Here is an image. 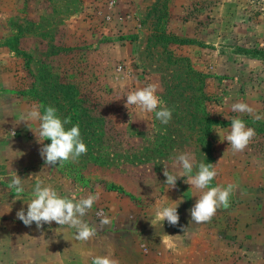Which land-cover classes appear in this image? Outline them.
<instances>
[{
	"label": "rangeland",
	"instance_id": "1",
	"mask_svg": "<svg viewBox=\"0 0 264 264\" xmlns=\"http://www.w3.org/2000/svg\"><path fill=\"white\" fill-rule=\"evenodd\" d=\"M148 84L172 110L167 125L130 117L120 99ZM236 102L252 113L232 112ZM38 105L79 123L87 154L46 166L37 124L19 122ZM237 116L255 136L234 154L216 131ZM182 152L216 163L214 186L237 185L210 222H190L200 192L183 178L163 185ZM15 173L26 179L20 197L7 187ZM37 179L69 198L99 193L84 217L97 235L80 242L66 226L17 219ZM173 201L179 224L154 227V209ZM89 253L119 264H264V0H0V264H91Z\"/></svg>",
	"mask_w": 264,
	"mask_h": 264
},
{
	"label": "clouds",
	"instance_id": "2",
	"mask_svg": "<svg viewBox=\"0 0 264 264\" xmlns=\"http://www.w3.org/2000/svg\"><path fill=\"white\" fill-rule=\"evenodd\" d=\"M158 93L156 84H148L142 88L129 91L126 95L125 108L128 109L131 117V110L135 109L139 120H144L148 114H154L155 119L161 124L167 125L172 118V110L164 106ZM43 108V112L40 109ZM231 111L236 113H252L253 109L244 102H236L231 105ZM227 118V117H226ZM26 122L28 126L37 124L33 130L37 137V142L42 145L40 155L44 159L46 166H63L66 162H77L82 155L87 154L88 147L84 142L79 123L73 124L72 117H61L58 109L54 106L38 105L34 106L26 114H21L19 122ZM71 125L70 127H68ZM216 131V130H215ZM221 142H228V149L234 154L243 152L255 136V130L248 127L240 117H233L230 128L223 136L216 131ZM13 135L15 133L13 132ZM45 140H50V144H44ZM226 150V151H227ZM216 164V163H215ZM215 164L196 163L191 152H182L174 158L172 168L178 169L176 172L169 170V166H164L163 175L166 180L163 185L167 189L176 187L177 180L183 178L184 182L200 192L195 204L189 209L191 223L201 224L210 222L221 207H230V198L237 189L235 184L226 186L213 185V181L218 175ZM25 180L16 173L11 177L7 187L14 192L16 197H20L25 192ZM100 194H89L86 197L75 199L68 196H61L51 185H45L39 179L36 180L27 203V211L21 208L16 217L25 226L35 223L37 229H42L44 224L55 222L59 228L67 227L74 229L75 239L80 242H87L97 235V228L85 221L84 217L92 210L94 204L99 200ZM20 200V199H16ZM182 201H173L172 204L158 205L154 209L151 224L155 227L157 223L165 221L171 226L179 224L178 206ZM102 216L100 224L108 225L110 219L103 214V210L96 213ZM186 229H184L185 232ZM167 235V234H166ZM169 236V235H167ZM178 236V235H177ZM174 237V236H169ZM91 264H119L113 254L93 255Z\"/></svg>",
	"mask_w": 264,
	"mask_h": 264
}]
</instances>
